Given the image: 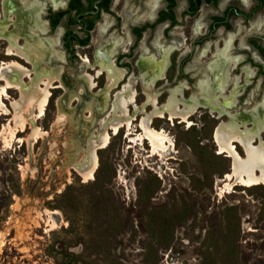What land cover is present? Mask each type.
<instances>
[{"label": "rangeland", "instance_id": "obj_1", "mask_svg": "<svg viewBox=\"0 0 264 264\" xmlns=\"http://www.w3.org/2000/svg\"><path fill=\"white\" fill-rule=\"evenodd\" d=\"M8 45L0 41V63L16 60L35 78L33 64L5 55ZM47 63L42 64L49 68ZM62 77L53 78V85ZM22 80L28 84L30 78ZM81 88L51 87L44 115L34 119L45 134L35 138L29 125L11 136L18 124L11 102L19 90L9 88L2 98L0 264H264V184L224 180L232 158L219 152L213 132L225 116L215 119L200 107L189 122L154 116L152 127L172 144L151 155L148 141L132 139L140 133L141 116L152 109L146 104L135 114L133 134L122 128L96 149L97 168L84 181L71 164L86 155L87 140L102 130L100 119L111 111L112 101L104 112L95 111L89 127L91 102L96 110L97 101L112 92L87 89L89 106L75 112L79 97L65 96ZM157 93L159 105L170 95ZM145 101L137 90L136 104ZM129 109L132 113V105ZM59 113L63 121L56 120ZM259 136L264 139V130ZM237 150L244 157L243 147L237 144Z\"/></svg>", "mask_w": 264, "mask_h": 264}, {"label": "flooded vegetation", "instance_id": "obj_2", "mask_svg": "<svg viewBox=\"0 0 264 264\" xmlns=\"http://www.w3.org/2000/svg\"><path fill=\"white\" fill-rule=\"evenodd\" d=\"M0 27V41L9 44L11 40L16 48L30 38L58 40L53 48L63 59L53 56L47 64L50 69L61 67L59 77H63L52 88L87 87L78 76H95L98 61L115 67L116 83L101 68L90 88L112 92L103 112L110 107L112 96L128 84L145 95L140 60L148 57L154 62L163 60L148 81V89L173 91L174 102L181 108L195 101L196 111L200 107L215 119L225 116L228 120L226 111L209 112L202 88L216 103L232 97L231 105L225 107L236 115L264 99V0H0ZM101 49L108 50L107 55L98 59ZM53 62L63 64L51 67ZM100 77L103 82L99 83L96 79Z\"/></svg>", "mask_w": 264, "mask_h": 264}, {"label": "bare ground", "instance_id": "obj_3", "mask_svg": "<svg viewBox=\"0 0 264 264\" xmlns=\"http://www.w3.org/2000/svg\"><path fill=\"white\" fill-rule=\"evenodd\" d=\"M105 28H106V26H105ZM16 29H14V30H16ZM28 29H27V31H28ZM44 29H45V26H44ZM40 30H42V29H40ZM30 31H31V28H30ZM42 31H44V30H42ZM0 32H2L1 27H0ZM31 32H34V30ZM18 33H20V32H18ZM29 35L30 34L28 32V36ZM53 40H54V38H53ZM117 40H119V39L117 38ZM54 42L48 41V39L42 40L40 38L39 39L30 38V39H25L24 44H22L18 48H16L12 44L11 40H9V45L6 48V54L7 55L16 54V55H19L20 57L24 58L28 62H31L34 66L33 71L35 72V78H32L30 76L31 72L25 66H23L21 63H19L16 60L3 61L0 63V80L3 81V83L0 85V106H2L3 96L7 95V89L15 88V89L19 90V92H20V97L11 102L12 107L14 109L13 117L15 119H18V124L15 125L13 128L12 127L10 128L11 136H13L16 131H23L25 128L28 127V125H29V128L31 129L30 136H32L33 138L45 134V132H43L37 125H35L36 123L34 122L35 121L34 119L36 117H41L44 115L45 108L48 104V101H49V98L51 95L50 89H51V87L54 86L52 83L53 78L59 77V73L61 70V67H59L58 69L55 68V69H57V71H54L55 69H50V68H47L46 66L43 65L44 63H47L49 61L51 56H54L56 58L61 57V52L60 53L56 52V51H54V48H53V46H54L53 44H57L58 40H57V42H55V43ZM155 44H156V42H155ZM116 45H117V43H116ZM113 46H112V48H113ZM154 46H156V45H154ZM157 48H158V46H157ZM146 49H148V48H146ZM158 50H159V48H158ZM107 51L105 49H103V50L101 49L100 52L97 53L98 59L104 58L107 55ZM146 53H147V51H146ZM110 58H111V56H110ZM110 58H109V61L112 62L110 60ZM168 58H169V56H168ZM84 60H87V59H84ZM162 61L163 60L160 59L159 61L156 62V64H154L152 59L149 57L140 60V68H141L140 76H141L142 82L144 84L143 90H144L145 95H146V101L142 105L138 106L136 104L137 92L134 89H130L129 84L124 86L119 92L117 91L118 93L116 92V95L114 96V99L112 101V106L110 109L111 111L109 112V116L107 117V119H104L102 121L100 119V127L102 130L97 135H94L93 137L90 135V138L87 140V143H86V155L82 156L80 159H78L77 161H75L71 164L72 169H74L83 178L84 181L91 179L93 177V174H94L96 168H97L96 149L105 147L107 145V143H109V140L111 138V134L117 135V133H119V131L122 128H124V130L126 131L127 136L133 134L132 125H134L133 121L136 119L135 114L138 111H143L144 106L146 104H150L152 106V109L149 113H145L141 116V118L138 122L140 133L136 137H134V138L132 137V139H133V141H136V142L148 141V143L150 144V147H151V155L160 154L161 152H164L166 149H169V147H167V144L169 146H171V144H172L170 137L163 130H156L155 128L152 127L151 120L154 116H156V117H167L169 120H173L174 118H178L181 121L189 122V116L194 111H196V109H197V105L195 104L196 103L195 101H192L189 103H183V106L181 108L177 103L174 102V98H173L174 92L171 91L167 101L164 104L159 105L157 102L156 91L151 92L148 89L147 83H148V81H150L151 77L154 74L158 73V70L161 67ZM84 62H86V61H84ZM98 62H99L98 65H100V69L97 70L95 76H97L100 73L101 68L102 69L104 68L106 70L105 72H107V77L110 79V81L113 83L114 82L116 83V81L118 79H116L115 67L113 70L112 67H110L109 65L107 66L105 63H103L101 61H98ZM89 67H90V65H89ZM208 69H210V68L208 67ZM51 71L55 72V73L53 75L49 76V73ZM122 73H121V75H122ZM84 75L85 74H83V75L80 74L78 76V79H80V80L82 79L81 82L87 83V87L86 86L85 87L90 90V88L94 85V77L95 76H92V75L84 76ZM118 75H119V73H118ZM26 76H28L30 78L28 84H25V82L22 80L23 77H26ZM41 76H44V77L41 78ZM249 76H250V74H249ZM119 78H120V75H119ZM108 82H109V80H108ZM202 82H203V80H202ZM113 83H112V86H114ZM133 83H135V82H133ZM226 83H227V81H226ZM131 85H132V83H131ZM150 85H152V84H150ZM112 86H110V88ZM150 87H152V86H150ZM81 89L83 90V88H81ZM107 90H105V91H107ZM202 90H205L206 95L205 94L204 95H205V98L207 100V104L210 107L209 112H212L213 109H217L219 114H221L223 111L227 112L226 113L227 116L229 114V119L227 121L219 122L216 125L214 132H213V138H214V141L216 142V144L218 146L219 152L220 153L226 152L228 157L232 158V162H231L232 169L230 170V172L225 174L224 180L232 181L234 184H241V185H247V186L260 184V183L264 184V139H261L259 136V132L261 130H264V119H263L264 99L261 98L259 102L255 101V104L253 103L254 105H252V107H250L248 110H245L246 108L244 109L245 110V112L243 111L244 113H240V115H236V114L228 112L226 110V107H225L227 105H231V103L233 102L232 97H231V99L225 100L224 102L216 103L212 100V97L210 96V94H208L206 88L205 89L202 88ZM222 90H224V88ZM200 92H202V91H200ZM216 92H218V91H216ZM196 93L197 92H195V94ZM192 95H191V98H193ZM199 99L202 100L201 98H199ZM102 100H103V98H102ZM82 101L86 102V103H84V105L89 106V104H90V98L89 97H86L84 95L82 97ZM100 101H101V99L97 101L99 104V106L97 107L98 110L103 109V107H105V104H106V101H103V103H100ZM188 101H190V100H188ZM131 105L133 107L132 113L130 112V109H129V106H131ZM2 109L7 110L5 108H2ZM27 112H29V116L26 115ZM64 118H66V117L64 115H62V113H59L57 115L56 120L57 121H63ZM237 120H239V121H237ZM76 122H78V121H76ZM90 123L91 122L89 121L87 123H84V125L87 126V125H90ZM247 123L251 124V126L250 127L246 126ZM78 125H82V122H79ZM240 125L243 126L242 129L239 128ZM110 130L112 131V133L110 132ZM135 131H137V130L135 129ZM255 138H259V142L257 145L253 144ZM237 144L243 147L244 157H241L240 153L238 152ZM228 185H229V183L225 184V186H228Z\"/></svg>", "mask_w": 264, "mask_h": 264}, {"label": "water", "instance_id": "obj_4", "mask_svg": "<svg viewBox=\"0 0 264 264\" xmlns=\"http://www.w3.org/2000/svg\"><path fill=\"white\" fill-rule=\"evenodd\" d=\"M79 82H81V80H78ZM84 88V91L83 92H77V91H71V92H69V93H66V96H65V99H66V97L67 96H72V95H74V94H76V96H78L79 97V102H78V105L75 107V108H73L74 109V111L76 112V111H80L82 108H84V107H87L86 105H84L83 104V101H82V97H83V95H84V93H88V91H87V88L86 87H83ZM97 97V96H96ZM64 99V100H65ZM63 100V101H64ZM91 111L93 112V117H88V119H91L92 120V124L89 126V127H91L95 122V119H94V117H95V115H96V112L97 113H102L103 112V109H101V110H98L97 108H96V110L94 109V106H93V103L91 102ZM96 111V112H95ZM89 127H88V130H89ZM87 132H89V131H87ZM232 169V166H231V164H230V170Z\"/></svg>", "mask_w": 264, "mask_h": 264}]
</instances>
